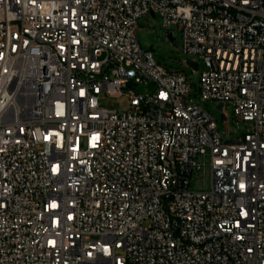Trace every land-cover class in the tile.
I'll return each instance as SVG.
<instances>
[{
    "label": "built area",
    "instance_id": "2783aa9c",
    "mask_svg": "<svg viewBox=\"0 0 264 264\" xmlns=\"http://www.w3.org/2000/svg\"><path fill=\"white\" fill-rule=\"evenodd\" d=\"M151 12L197 100L141 48ZM0 264H264V0H0Z\"/></svg>",
    "mask_w": 264,
    "mask_h": 264
},
{
    "label": "rangeland",
    "instance_id": "374dc122",
    "mask_svg": "<svg viewBox=\"0 0 264 264\" xmlns=\"http://www.w3.org/2000/svg\"><path fill=\"white\" fill-rule=\"evenodd\" d=\"M171 32L173 40L168 39L167 33ZM136 35L143 50L151 51L154 58L167 67L183 70L192 82L191 98L197 100L199 97L200 74L204 69L203 59L198 55H188L182 50V36L176 24L168 27L162 26V19L158 13L155 15L145 14L138 18ZM188 60L197 61V69L186 64ZM152 85H139L140 93L146 94L153 90ZM203 108L215 119L217 127L224 140L235 139L245 132L251 125L249 121L237 118L234 115L233 103L226 102L224 107H218V102L213 99L199 100ZM99 103L108 109H123L128 105L127 97L124 95H111L102 93L99 95ZM196 183L198 187H208V170L199 172Z\"/></svg>",
    "mask_w": 264,
    "mask_h": 264
},
{
    "label": "water",
    "instance_id": "95a60500",
    "mask_svg": "<svg viewBox=\"0 0 264 264\" xmlns=\"http://www.w3.org/2000/svg\"><path fill=\"white\" fill-rule=\"evenodd\" d=\"M151 15L154 16L155 14H154L153 12H151ZM167 37H168V39L173 40V35H172L171 32H168V33H167ZM187 63H188L189 65H191L192 67H194V68L197 67L196 62H194V61L188 60ZM220 106H221V103L218 104V107H220Z\"/></svg>",
    "mask_w": 264,
    "mask_h": 264
}]
</instances>
